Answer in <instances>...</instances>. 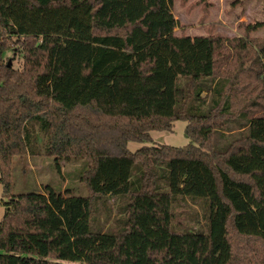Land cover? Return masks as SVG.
I'll return each instance as SVG.
<instances>
[{
	"label": "trees",
	"instance_id": "16d2710c",
	"mask_svg": "<svg viewBox=\"0 0 264 264\" xmlns=\"http://www.w3.org/2000/svg\"><path fill=\"white\" fill-rule=\"evenodd\" d=\"M173 2L0 0V264H264L251 165L264 159V37L250 36L264 21L233 38L176 34ZM175 120L185 146L128 150ZM32 127L58 169L85 160L87 196L12 193ZM117 195L119 229H91L95 200ZM177 197L206 200L205 230L173 224Z\"/></svg>",
	"mask_w": 264,
	"mask_h": 264
},
{
	"label": "rangeland",
	"instance_id": "374dc122",
	"mask_svg": "<svg viewBox=\"0 0 264 264\" xmlns=\"http://www.w3.org/2000/svg\"><path fill=\"white\" fill-rule=\"evenodd\" d=\"M205 4L196 3V0H187L180 4L174 0L172 13L177 20L175 33H184L191 37L207 34L206 28H212L213 34L225 38L241 36L243 31L240 24L264 21L263 0H205ZM206 11V12H205ZM206 14V18L202 17ZM252 38H263L264 27L250 34ZM10 55V53L8 54ZM18 57L13 59L14 67L19 66ZM264 68V53L260 54ZM186 122L175 120L171 130H152L147 142L127 143L129 151H135L142 145H171L182 147L188 143L184 135ZM38 128V127H37ZM30 146L33 155H26L12 160V193L23 194L41 192L45 185L57 191H69L73 195L87 196L86 186L79 180L85 168V160L78 159L70 162H61L59 169L54 160L45 152L47 134L39 129H30ZM251 165L261 171L258 179L264 191V159L252 158ZM163 184V182L161 183ZM180 197V196H179ZM178 198V197H177ZM127 195L105 196L95 200V212L91 218V229L115 231L121 226L125 217ZM179 199V198H178ZM2 184L0 183V218L4 213ZM174 222L178 229L199 231L206 229L208 215L207 202L203 198L179 199L173 204ZM109 229V230H107Z\"/></svg>",
	"mask_w": 264,
	"mask_h": 264
},
{
	"label": "water",
	"instance_id": "95a60500",
	"mask_svg": "<svg viewBox=\"0 0 264 264\" xmlns=\"http://www.w3.org/2000/svg\"><path fill=\"white\" fill-rule=\"evenodd\" d=\"M8 66L10 65V60H8V64H7Z\"/></svg>",
	"mask_w": 264,
	"mask_h": 264
}]
</instances>
